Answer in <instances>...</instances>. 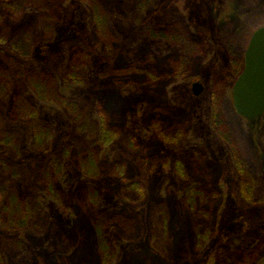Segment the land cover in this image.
I'll return each mask as SVG.
<instances>
[{
    "label": "rangeland",
    "instance_id": "obj_1",
    "mask_svg": "<svg viewBox=\"0 0 264 264\" xmlns=\"http://www.w3.org/2000/svg\"><path fill=\"white\" fill-rule=\"evenodd\" d=\"M101 1L123 52H117L113 63L99 53L91 14L83 3L60 8L51 22L50 38L43 31L42 13L28 11L22 22L11 25V39L31 34L35 52L41 51L34 60L36 67L59 74L66 67L69 48L76 44L93 53L90 81L75 89V95L61 83L62 91L85 107L96 129L109 118L107 107L115 113L121 131L117 135L110 128L113 142L94 149L95 167L91 164L89 171L100 174L95 179L87 176L84 163L66 155L65 145L71 137L80 149L90 147L89 135L74 131V120L62 108L40 104L20 80V89L24 87L30 101L39 105L42 120L53 131L47 154L37 153L28 160L30 125L21 121L15 129V146L0 152V160L1 154L6 155L22 173L15 180L4 174L0 162V182L20 188L41 209L37 222L22 236V249L13 248L1 236L0 249L6 251L8 264H43L34 260L36 256H43L48 264H104L98 253L84 261L80 243L85 240L86 246L92 232L86 224L107 221L113 214L124 215L128 221L115 219L107 228L113 245L109 264H264V206L256 208L242 196L234 157L216 136L212 121L219 102L224 127L232 136L231 149L257 182L256 199L264 200V114L255 120L240 117L232 84L237 71L232 62L244 60L253 34L264 27V0H155L144 11L137 7V0ZM173 23L204 49L193 45L186 53L165 38L149 34L150 29ZM56 54L61 59L55 62ZM136 56H147L153 66L151 77L150 73L142 76L141 83L129 88L110 77L101 78L100 73L110 72V65ZM196 83L203 88L199 95L193 91ZM107 90L116 92L120 101L110 97L106 105L99 104V95ZM172 120L174 124L168 126ZM158 122L163 124L159 128ZM52 155L58 163V184L49 192V182L39 185L37 177ZM136 183L138 189L132 190ZM184 184L201 186L194 211L175 191ZM85 188L97 193V206L92 204V194L85 193L78 205L77 194ZM180 209L187 240L184 250L176 252L171 220H176ZM167 240H171L170 248L165 246ZM249 248L251 257L246 255ZM56 253L70 256L51 260Z\"/></svg>",
    "mask_w": 264,
    "mask_h": 264
},
{
    "label": "trees",
    "instance_id": "obj_2",
    "mask_svg": "<svg viewBox=\"0 0 264 264\" xmlns=\"http://www.w3.org/2000/svg\"><path fill=\"white\" fill-rule=\"evenodd\" d=\"M155 0H137V7L139 10H146ZM71 2H78L87 5L91 14L92 29L98 38L99 53L103 52L109 59L114 62L117 52H122L119 46L118 37L110 30L109 17L105 4L101 0H0V152L5 149L13 148L18 139L17 132H15L16 125L25 121L30 125V141L31 148L27 151L28 160L37 153L47 154L48 148L51 144L52 129L50 125L42 120L41 109L39 105L33 103L28 98L25 88L29 89L36 100L40 104L58 106L66 111L74 120V131L87 133L93 143L90 147H78V141L68 138L65 145V153L72 159L82 161V168L85 174L95 179L99 177V173L90 172L89 166L92 165L94 169L95 154L94 149L98 146H107L113 139H110V130L115 131L117 135L120 134V129L117 122V117L106 107L107 117L105 121L101 122L97 129L89 123L87 118V110L81 107L79 102L68 96L62 91L61 83L69 87L71 93H75L80 86L85 85L90 81L88 68L93 60V53L87 51L83 45H73L68 50L67 63L65 69L59 70V74L47 68L36 67L34 61L41 51L35 52V43L33 42L30 33H24L20 38L11 39V25L13 23H20L25 18L28 11H36L42 13L46 22L43 26V31L47 38L51 37L53 32L51 22L57 18L58 11L66 4ZM149 34L152 37L165 38L179 49H184L186 53L190 52L193 45H199L202 49V44H196L198 41L191 35H186L174 23L163 28L150 29ZM60 55L56 54L53 60L56 62ZM45 61V59H44ZM110 65V63H109ZM244 60L232 62V67L236 71V78L233 80V85L237 77L242 72ZM110 72L100 73L101 78H111L115 84L129 88L131 85L141 83V77L146 78L153 66L150 65L147 56L142 58L139 56L131 58H123L117 65H110ZM109 68V66H108ZM110 73L111 76H108ZM149 77V80H150ZM224 78V77H223ZM20 80L24 81L25 88L21 90ZM148 81V79H147ZM26 89V90H27ZM68 94V93H67ZM75 95V94H74ZM98 99L99 104L106 105L108 99H119L116 92L112 90L102 91ZM215 97L213 99V108L215 106ZM115 103V102H113ZM219 103V102H218ZM218 103L214 108L212 116L213 129L216 136L219 137L230 150L232 157H234L235 172L241 182V194L252 205L263 207L264 200L256 199L257 182L248 175V171L243 167L239 156L232 147V136L225 129L222 119V113L218 110ZM105 107V106H104ZM113 114V115H112ZM112 117V118H111ZM158 121V120H157ZM175 122L178 119L174 120ZM174 124L173 120L168 126ZM161 123H156V127H161ZM111 128V129H110ZM171 128V127H169ZM62 139V138H61ZM26 151V150H25ZM17 159V158H16ZM6 155L1 154V167L4 174H10L11 177L18 179L21 172L15 170ZM17 161V160H16ZM13 161V162H16ZM58 163L54 155L50 156L47 164L41 170V175L37 177V184L48 181L50 187L48 191H52L53 187L58 184ZM188 180V177H183ZM184 179V182H185ZM131 185V184H130ZM133 185V186H132ZM131 189L136 190L140 184H132ZM130 187V186H128ZM130 189V188H129ZM45 194L49 193L47 189L42 190ZM178 192L180 199L186 202L190 211L193 210L202 196L201 186L196 184H184L178 186L175 190ZM77 194V203L85 193L87 196L92 194V204L98 205L97 193L92 189H84V192ZM258 204V205H255ZM40 207L38 204H33L31 197L16 186H9L4 182H0V239L1 236H6L7 241L13 248H23L22 236L27 233L28 228L36 223L39 218ZM169 213V212H168ZM170 214V213H169ZM109 220L103 221L98 219L92 221L86 226L91 227V233L88 236L86 246L83 240L80 243V249L84 250L85 260H90L92 256L100 254L104 264H109L112 258L113 245L110 241L107 228L113 221L119 220L127 222L128 218L124 215H110ZM171 220L173 229L175 231V246L176 252L184 250L186 245V223L184 217V210L176 212V220ZM180 228V229H179ZM137 230L136 226L134 228ZM201 232V231H200ZM4 234V235H2ZM188 235V233H187ZM85 235L83 234V239ZM187 237V236H186ZM205 241L203 242L204 245ZM88 244V245H87ZM167 248L171 246V240H167ZM202 247V246H201ZM79 249V250H80ZM253 250L248 249V254L251 257ZM6 252V251H5ZM0 249V264H8V255ZM246 252V250H245ZM69 255L56 253L51 257V260L58 261L68 259ZM35 261H41L43 264H48L43 256H36ZM88 262V261H87Z\"/></svg>",
    "mask_w": 264,
    "mask_h": 264
},
{
    "label": "water",
    "instance_id": "obj_3",
    "mask_svg": "<svg viewBox=\"0 0 264 264\" xmlns=\"http://www.w3.org/2000/svg\"><path fill=\"white\" fill-rule=\"evenodd\" d=\"M202 89L200 83L193 86L196 95ZM233 103L237 114L246 120H255L264 114V27L251 38L243 72L233 88Z\"/></svg>",
    "mask_w": 264,
    "mask_h": 264
}]
</instances>
